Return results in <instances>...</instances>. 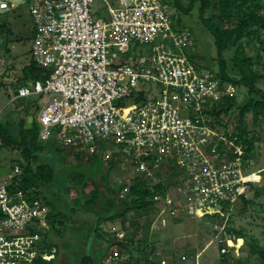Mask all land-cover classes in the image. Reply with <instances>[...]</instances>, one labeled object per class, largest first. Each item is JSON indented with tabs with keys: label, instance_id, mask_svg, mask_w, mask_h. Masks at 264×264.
Here are the masks:
<instances>
[{
	"label": "built area",
	"instance_id": "2783aa9c",
	"mask_svg": "<svg viewBox=\"0 0 264 264\" xmlns=\"http://www.w3.org/2000/svg\"><path fill=\"white\" fill-rule=\"evenodd\" d=\"M96 1L26 0L33 60L48 76L19 87L12 101L53 96L39 114L41 140L54 136L60 147L91 155L101 140L115 145L132 169L130 180L158 181L176 168V199L167 193L155 200H177L171 217H225L214 226L226 244L220 253L239 251V239L227 233L228 215L249 198L259 173L248 172L238 130L215 115L234 85L197 67L194 35L178 24L168 0H102L105 17L94 14ZM10 8L0 0L1 10ZM21 172L16 165L9 184H0V264L53 258L42 247L50 207L31 192L9 189Z\"/></svg>",
	"mask_w": 264,
	"mask_h": 264
},
{
	"label": "rangeland",
	"instance_id": "374dc122",
	"mask_svg": "<svg viewBox=\"0 0 264 264\" xmlns=\"http://www.w3.org/2000/svg\"><path fill=\"white\" fill-rule=\"evenodd\" d=\"M8 1L14 4V8H10L7 11L0 9V26H6L5 28L0 27V83L3 84V87L0 88V121L2 122L7 118L6 121H10L9 129L13 138L18 139L20 137V132H18L20 130L19 125L26 119L33 117L35 131L38 133L39 140L41 143L51 147V150L55 153L54 156L46 159L49 164L56 167L60 174L56 185L57 188L48 191L50 201L58 207L62 206L69 217L72 218L71 222L67 223L65 235L63 237L53 236L52 238L60 246L62 252L56 264H81V258L85 254V240L91 239L90 227L94 224L92 211L94 212L95 207L92 205L86 208L85 205L81 204V207L76 208L77 210L73 213H68L73 205L66 201V191L69 184L65 175L72 170V166H67L58 159L56 149H58L60 144L54 136L49 139L50 141L47 140L46 142L42 141L40 137L43 126L39 122V114L44 105L54 97L31 94L26 98H18L12 101V98L17 93V90L11 86L12 83L22 77V70L33 61V22L28 12L26 0ZM168 1L173 3L175 0ZM180 1L185 9L189 7L190 0ZM109 3L116 5L118 2L117 0H109ZM199 6L200 3L196 2L188 13L176 8L177 21L180 26L194 29L192 31L194 35L192 52L197 53L194 59L197 67L213 69L218 74L219 55L215 38L203 25L199 16ZM93 10L96 16L105 17L107 5L102 0H98L94 3ZM140 50L141 47L139 53ZM258 50H260L258 40L246 47L248 55L253 56L257 54ZM233 52V48L224 52V57L228 62L233 58ZM2 60L3 63H1ZM38 67L41 71L43 70L47 73V68ZM255 69L264 74V68L259 64H256ZM233 87L237 101L242 102L248 95V90L245 87ZM258 87L264 90V79L258 82ZM231 116L227 117L225 122L235 127V120L238 117L237 109L233 111ZM246 125L249 131L248 138H256L255 151L251 156L248 172H258L259 181L254 184L253 190L248 196V200L253 202L247 206L242 201L238 202L228 217H231V227L243 230L248 235L250 242L257 240L264 248V117L260 121H255L252 115L249 114L246 118ZM99 144L101 145L98 146V154L102 153L105 161L112 160L116 165L110 172H108L109 166H106V171L98 174L97 185L105 190L107 187H111L114 182L119 184L126 182L128 186H131L133 181L132 179L130 180L133 175L132 169L126 163L121 162L119 158L123 151L117 146L110 145L102 140ZM22 150L23 148L13 149L11 147H4L0 150V184H9V177L14 174V166L17 164L15 162L13 166V162L21 158ZM73 157L69 154L66 161L77 164L76 159L72 160ZM85 161L86 159H83V162ZM41 162L42 158L36 161L37 164ZM171 180L172 177L169 174H164L156 182L164 181L165 183H170L172 182ZM175 182L176 185L179 183V181ZM93 189L94 187L90 185L86 192H90ZM127 192L128 188L121 192L119 199L124 200ZM177 192L174 186L168 190V195L174 200ZM77 194L78 191L74 188L70 191L69 197L75 199ZM105 196L114 198L110 191H106ZM173 202L166 203L165 200H160L156 202L154 208H149L143 212H131L126 217L115 222H105L102 225V233L106 239L113 240V233H117L116 236L120 239H127L126 235L129 237V235L135 234V231L139 229L135 237L138 240L145 238V229H148L150 231L149 242L152 246L146 250L148 255L142 257V264H148L149 260L153 262L160 261L159 264H220V244L219 240L216 239V230L214 228L218 220L183 215L182 218H177L178 220H176L167 212L170 206H174L175 203ZM95 212H98V208L95 209ZM227 225L229 226V222ZM235 245L236 247L241 246V248L239 251L232 249L227 254L231 260L230 264H264V261L257 254H251L249 245H246L243 239H239L238 244ZM113 251H115L114 255L106 259L107 263L128 264L126 263L130 257L128 253L119 256L115 247ZM103 252V247L98 252H95L91 264H98L96 257L102 256ZM191 253L196 255L191 256ZM133 263L138 264L136 258L133 259Z\"/></svg>",
	"mask_w": 264,
	"mask_h": 264
},
{
	"label": "trees",
	"instance_id": "16d2710c",
	"mask_svg": "<svg viewBox=\"0 0 264 264\" xmlns=\"http://www.w3.org/2000/svg\"><path fill=\"white\" fill-rule=\"evenodd\" d=\"M196 2L200 3L199 16L203 25L215 38L219 55V77L222 81L232 83L234 86L245 87L248 90V95L242 102H238L235 95L222 99L215 115L217 118L232 117L233 111L237 109L238 117L235 120V128L239 132L240 141L246 147L245 160L250 165L251 156L255 151L254 144L256 138H248L249 131L247 130L246 118L249 114L252 115L255 121H260L264 117V90L258 87V82L264 79V74L255 69L256 64L264 68V0H190V5L187 9L184 8L180 0H175L171 4L178 10L188 13ZM0 27L5 28L6 26L1 25ZM188 29L191 32L194 30L192 27ZM255 40L259 41L260 50L253 56L248 55L246 47L254 43ZM230 48H233L234 56L228 62L224 57V52ZM196 54L195 52L191 53L193 61L197 56ZM22 71V77H19L11 85L16 90L28 82L44 80L48 76V73L39 69L34 60ZM211 71L217 73L213 69ZM1 87H3L2 83H0ZM6 119L2 122L0 121V138L2 140L0 150L4 147H11L13 149L23 148L21 158L13 162V166L17 162L16 165L21 167L22 172L15 176L14 181L9 185V189L12 192H31L35 197L43 200L45 205L50 207L48 215L49 229L43 234L42 247L53 258L48 261L39 257L35 260L34 264H56L62 252L60 246L52 238L53 236L63 237L67 232V223L71 222L72 218L69 217L66 213L67 211L62 206L58 207L50 201L48 191L57 188L56 185L60 174L56 167L49 164L46 159L54 156L55 153L51 150V147L41 143L38 133L35 131L34 122L31 129H28L26 125L27 119L22 122L19 125L20 130L18 131L20 132V137L14 139L9 129L10 121H6ZM69 154L74 156L72 160L76 159L77 164L66 161ZM56 155L67 166H72V170L65 175L69 184L66 191V201L73 205L68 213H73L77 210L76 208L81 207V204L85 205L86 208L92 205H94L95 209L98 208V212H95V209L94 212L92 211L94 224L90 227L91 239L85 240V254L81 258V264H91L94 253L101 250L102 247L104 249L102 256L96 257L98 264H110L106 262V259L114 255V247L117 248L119 256H122L124 253L130 255L126 263L134 264L133 259L136 258L137 263L142 264V257L148 255L146 250L152 246L149 242L150 231L148 229H145L146 234L144 239L136 240V232L139 230L137 229L135 234L129 235V237L126 235L127 239H120L116 236L117 233H113L114 237L112 240L105 238V235L102 233V225L105 222H115L118 219L124 218L131 212H143L149 208H154L157 202L155 198L168 193V190L176 183L173 176L180 175V172L175 171L176 168L172 169L170 175L172 182L170 183H165L164 181L156 182L153 178L143 176L136 177L133 179L126 198L123 200L119 199V195L128 187L126 182H122L121 184L114 182L106 190L97 185L98 174L106 171V166H109L108 172H110L116 165L112 160L105 161L102 153L91 155L58 146ZM39 158H42V162L37 164L36 161ZM83 159H86V161L83 162ZM90 185L94 189L86 192V189ZM74 188H76L78 194L75 199H71L69 193ZM106 191H110L114 195V198L105 196ZM252 202V200L243 199V203L246 206ZM173 218L178 220L177 218L180 217ZM207 218L218 220L220 224H223L225 220V217H222L220 214L207 216ZM228 222V235L235 236V240L243 239L246 245H249L251 254H257L264 261V248L259 242L257 240L250 242L248 235L243 230L231 227L230 216L228 217L227 224ZM224 246L226 244H221L220 249ZM192 255L194 253H191ZM219 262L220 264H230L231 260L227 254H221ZM159 263L160 261H148V264Z\"/></svg>",
	"mask_w": 264,
	"mask_h": 264
},
{
	"label": "water",
	"instance_id": "95a60500",
	"mask_svg": "<svg viewBox=\"0 0 264 264\" xmlns=\"http://www.w3.org/2000/svg\"><path fill=\"white\" fill-rule=\"evenodd\" d=\"M33 122H34L33 117H30L29 119H27L26 125L28 126V129H31L33 127Z\"/></svg>",
	"mask_w": 264,
	"mask_h": 264
},
{
	"label": "clouds",
	"instance_id": "9594fccd",
	"mask_svg": "<svg viewBox=\"0 0 264 264\" xmlns=\"http://www.w3.org/2000/svg\"><path fill=\"white\" fill-rule=\"evenodd\" d=\"M243 242H244V240H243Z\"/></svg>",
	"mask_w": 264,
	"mask_h": 264
},
{
	"label": "crops",
	"instance_id": "0c3cea01",
	"mask_svg": "<svg viewBox=\"0 0 264 264\" xmlns=\"http://www.w3.org/2000/svg\"><path fill=\"white\" fill-rule=\"evenodd\" d=\"M3 61V60H2Z\"/></svg>",
	"mask_w": 264,
	"mask_h": 264
}]
</instances>
